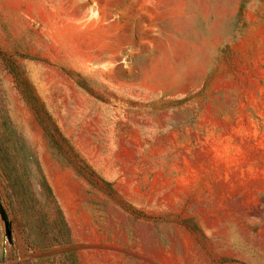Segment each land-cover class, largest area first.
<instances>
[{"label": "rangeland", "instance_id": "obj_1", "mask_svg": "<svg viewBox=\"0 0 264 264\" xmlns=\"http://www.w3.org/2000/svg\"><path fill=\"white\" fill-rule=\"evenodd\" d=\"M0 203V264H264V0H0Z\"/></svg>", "mask_w": 264, "mask_h": 264}, {"label": "water", "instance_id": "obj_2", "mask_svg": "<svg viewBox=\"0 0 264 264\" xmlns=\"http://www.w3.org/2000/svg\"><path fill=\"white\" fill-rule=\"evenodd\" d=\"M0 216L1 219L4 222V227H5V237L8 240V242H11V223L8 220V217L6 215V212L4 210V208L2 207L1 203H0Z\"/></svg>", "mask_w": 264, "mask_h": 264}, {"label": "crops", "instance_id": "obj_3", "mask_svg": "<svg viewBox=\"0 0 264 264\" xmlns=\"http://www.w3.org/2000/svg\"><path fill=\"white\" fill-rule=\"evenodd\" d=\"M59 209V208H58ZM57 206H55L53 209H52V223H53V225H56V224H58V223H62L63 224V222H64V224H65V220H64V218H63V214H61V216L60 217H58V215H57ZM60 210V209H59ZM60 213H61V211H60ZM65 229H66V227H65ZM66 232H67V229H66Z\"/></svg>", "mask_w": 264, "mask_h": 264}, {"label": "trees", "instance_id": "obj_4", "mask_svg": "<svg viewBox=\"0 0 264 264\" xmlns=\"http://www.w3.org/2000/svg\"><path fill=\"white\" fill-rule=\"evenodd\" d=\"M57 215H58V217H60L61 216V213H60V210L57 208Z\"/></svg>", "mask_w": 264, "mask_h": 264}]
</instances>
